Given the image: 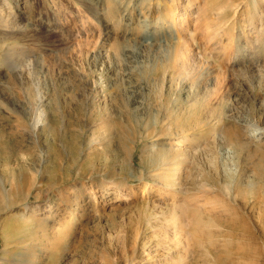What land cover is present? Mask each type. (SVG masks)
<instances>
[{
    "label": "rangeland",
    "instance_id": "obj_1",
    "mask_svg": "<svg viewBox=\"0 0 264 264\" xmlns=\"http://www.w3.org/2000/svg\"><path fill=\"white\" fill-rule=\"evenodd\" d=\"M227 1L219 29L264 38V0H0V264H264V60L243 85L216 48L192 50L214 73L199 95L155 61L109 67L116 40L153 42L147 7L163 47Z\"/></svg>",
    "mask_w": 264,
    "mask_h": 264
},
{
    "label": "bare ground",
    "instance_id": "obj_2",
    "mask_svg": "<svg viewBox=\"0 0 264 264\" xmlns=\"http://www.w3.org/2000/svg\"><path fill=\"white\" fill-rule=\"evenodd\" d=\"M104 1V0H103ZM108 1V0H107ZM35 2V1H34ZM32 2V4L34 3ZM114 2V0H113ZM111 2V3H113ZM29 3V2H28ZM110 3V2H109ZM110 3V4H111ZM115 5L113 6L114 8L117 7V6H120V5H117L118 3L115 1L114 2ZM218 2H216V4H207L206 6L204 7H199L200 5H198V9H200L199 11V15L197 16V18L195 20H192L191 19V23L190 25L193 27V32H190L189 35L186 36L184 42H179L178 44H175L172 42L168 45V46H164L163 44V47H159L157 44H158V41L159 40H162V38L159 36L158 32L161 31V32H166V31H169L170 28H169V25L166 24V20H163V17L164 15L161 13L160 16H154V13H160L161 10L158 9V7L154 8V7H147L148 8V11L151 13V17L153 19V22H155L154 24H150L151 25V28L154 29V34H153V42H151L150 44H147L146 43V40L151 38V37H147L146 36V39L143 40V39H132V38H127L125 37V39L123 40H116L114 43H112L110 45V50L108 51V54H109V67L110 66H113L114 63H118L119 65L121 66H125V64H128V66L130 65L131 67H135L137 66L138 64H141L146 61V62H149V61H155L156 65L158 66V69L157 71H163V72H169L171 71L172 74L175 76V74H181L184 75L185 73L188 74V77L189 79H187L186 81L188 83L191 84V89H194V92L198 94V92L200 93L205 84H209L211 83V77H213V74L211 73V70H197L195 67L192 66L193 63H191V61H193L192 57L193 55L191 54L190 55V52L194 49H197L199 48L200 51H203L205 52L207 49H217L218 52H219V57L223 58L226 62L229 61V67H228V70H229V75H235V78L237 79V77L240 75L244 78V80L242 81V84H247L248 85V81L250 82H255L259 77H256L254 72L256 71V68L257 67H260V64L259 62L261 60H264V38H261L260 40H258L257 43H254L252 45L249 46V48H243L242 47V41H244V39L246 37L242 36V35H236V34H233V30H234V27H223L221 30L219 29V24L223 21V18L226 16L227 12L223 9V7H226L229 5V1L223 3V4H217ZM30 4V3H29ZM41 4V3H40ZM107 4V3H106ZM112 5V4H111ZM145 5V3H144ZM2 6V5H1ZM92 6H94V16L96 15L98 17V13H96V6L95 4H92ZM230 6V5H229ZM28 7V6H27ZM32 7V6H31ZM3 8V6L1 7V9ZM16 8L18 10V14L21 15L22 12H23V9L24 7L22 6L20 8L19 5L16 4ZM36 8V7H35ZM119 8V7H117ZM222 8V9H221ZM28 9V8H27ZM34 9V8H33ZM26 10V9H25ZM30 10V9H29ZM217 12H215V11ZM36 11V10H34ZM31 13L32 10L30 11ZM38 12L39 9H38ZM105 12V11H104ZM28 13V11H27ZM108 15H109V11L106 12ZM105 13V15H106ZM251 14V12H249ZM113 14V12H112ZM19 15H17L19 17ZM37 16V15H36ZM95 16V17H96ZM103 16V15H102ZM110 16V15H109ZM137 16V13L136 15ZM96 17V18H97ZM101 17V16H100ZM122 17V16H121ZM131 17V16H130ZM49 18V17H48ZM51 18V17H50ZM111 18H112V15H111ZM129 18V17H127ZM238 18V16L236 17V19ZM33 19V18H31ZM45 19V18H44ZM107 19V18H106ZM109 19V18H108ZM42 18L41 17H37L36 18V21H41ZM102 20V19H101ZM190 20V18H189ZM107 21V20H106ZM47 22V21H45ZM36 23V22H35ZM4 24L6 25L7 22H4ZM55 24V23H54ZM37 25V23H36ZM40 25V24H39ZM49 25V24H48ZM45 26V25H44ZM148 26V24H147ZM150 27V26H149ZM49 28H51L49 26ZM54 28V26H53ZM145 29V28H144ZM169 29V30H168ZM241 29H244V28H241ZM148 30V29H147ZM238 30V28H237ZM151 31V30H150ZM159 32V33H161ZM152 33V32H151ZM103 33H101L102 35ZM104 34H106V32H104ZM141 34V32H140ZM221 35L223 36L225 39H228V42L227 43H223L221 38L220 39H216L214 41V39L218 36V35ZM4 38L5 37H16V33L15 32H5L4 34ZM148 35V33H147ZM107 35H103L101 37V40L98 44V48H97V52L98 55L97 56H102V58L104 57L103 55V52L102 50L104 49V47H106V43L109 39V37H107ZM163 37V36H162ZM171 37V33H169V36H166V34H164V39H167ZM150 40V39H149ZM183 41V40H182ZM97 44V43H96ZM161 45V46H162ZM255 48V49H254ZM96 52V54H97ZM192 53H194L192 51ZM217 53V51H216ZM13 54H15V57L13 59H11L9 65L11 67H16L17 65H20L22 64V62L24 61V58H25V53H22L21 50H13V49H10L7 51V58L11 57ZM95 54V55H96ZM195 54V53H194ZM27 55V54H26ZM192 56V57H191ZM114 57V58H113ZM217 57V56H216ZM218 57V58H219ZM219 60V59H218ZM221 60V59H220ZM195 62H198L197 60H194ZM222 61V60H221ZM95 62V61H94ZM126 62V63H125ZM194 62V63H195ZM145 63V62H144ZM143 63V64H144ZM161 63V65H160ZM117 64V65H118ZM140 64V65H141ZM142 64V65H143ZM146 64V63H145ZM222 64V62H221ZM220 64V65H221ZM147 65V64H146ZM150 64H148V67H149ZM195 65H198L197 63ZM144 67V66H143ZM147 67V68H148ZM151 67V66H150ZM240 67L241 68V71L239 73H237L239 70H240ZM123 68V67H121ZM127 68V67H126ZM138 68V67H137ZM157 68V67H156ZM212 68V66H211ZM214 68V67H213ZM227 68V67H226ZM225 68V70H226ZM141 69V68H140ZM144 69L143 68V72H144ZM150 69V68H149ZM123 70V69H122ZM133 70V69H132ZM260 70V69H259ZM156 71V73H157ZM232 72V73H230ZM34 73V72H33ZM170 73V72H169ZM184 73V74H183ZM32 74V73H31ZM151 74V73H150ZM153 74V73H152ZM33 75V74H32ZM35 75V74H34ZM172 75V76H173ZM222 75V74H221ZM220 75V76H221ZM142 76V75H141ZM171 76V77H172ZM178 76V75H177ZM223 77V76H221ZM220 77V78H221ZM227 77V76H225ZM142 78V77H141ZM174 78V77H173ZM186 78V77H185ZM184 77L182 79H185ZM224 78V77H223ZM246 78V79H245ZM189 80V81H188ZM214 80V78H213ZM220 80V79H219ZM224 80V79H223ZM234 80V78L232 79ZM184 81V80H183ZM210 81V82H209ZM216 81V80H214ZM213 81V82H214ZM228 81V80H227ZM236 81V80H235ZM239 82V81H238ZM187 83V84H188ZM216 83V82H215ZM183 84V83H182ZM214 84V83H213ZM223 84L224 81H223ZM252 84V83H251ZM218 85V84H217ZM250 85V84H249ZM255 85V88L254 89H259L261 87H259L260 85L259 84H254ZM219 86H223L222 83H220ZM219 86H216L219 88ZM263 86V84H262ZM189 88V89H190ZM222 88V87H220ZM239 88V87H238ZM250 88H252L250 86ZM249 88V89H250ZM264 88V87H263ZM217 89V88H215ZM224 89V88H223ZM234 89V88H233ZM208 90V89H207ZM206 90V91H207ZM247 90V89H246ZM190 91V90H189ZM193 91V90H191ZM204 91V90H203ZM226 91V90H224ZM250 91V90H248ZM213 92V91H212ZM232 92V91H231ZM238 92V91H237ZM240 92H242L241 88H240ZM239 92V93H240ZM193 94V92H190ZM227 93V91L225 92ZM238 93V95H239ZM244 93V91H243ZM230 94V93H229ZM235 94V93H233ZM256 94V92H255ZM199 95V94H198ZM206 95V94H205ZM211 95L215 96V97H218L217 95L219 96H223L222 93L220 94V89L217 91L215 90L213 92V94L211 93ZM226 95V94H224ZM236 95V94H235ZM236 95V97L238 96ZM196 96V95H195ZM209 98H207V100L209 99V102L212 101V96H210V94L208 95ZM229 96V95H227ZM232 96V95H231ZM165 97H167L165 95ZM164 97V98H165ZM240 98V96H238ZM242 97V95H241ZM223 98V97H222ZM235 98V97H234ZM232 98V99H234ZM226 99V97L224 98ZM177 100V99H176ZM214 100V99H213ZM218 100V99H217ZM235 100H237V98H235ZM215 101V100H214ZM220 101V100H219ZM222 101V100H221ZM240 101V100H238ZM244 101V100H243ZM262 101V100H261ZM224 102V101H222ZM233 102V101H232ZM231 102V103H232ZM242 102V101H241ZM208 103V102H207ZM221 104V102H219ZM229 104H231L230 102H228ZM237 103V102H236ZM235 103V105H236ZM240 103V102H239ZM210 104V103H209ZM219 104V105H220ZM214 105H215V102H214ZM213 105V106H214ZM21 107V111H24V107L22 106V104L19 105ZM212 106V105H211ZM218 106V105H217ZM215 106V107H217ZM226 106V104H225ZM229 106V105H228ZM227 106V107H228ZM233 106V105H232ZM19 107V108H20ZM234 107V106H233ZM218 108V107H217ZM225 108V107H224ZM221 109V108H220ZM232 108H230L231 110ZM229 110V112H230ZM227 111V110H225ZM232 111V110H231ZM233 112V111H232ZM233 114V113H232ZM230 115H231V112H230ZM43 115L42 113L38 110V111H35L34 112V116L32 118V128H35L39 125L42 124V121H43ZM243 118V117H242ZM245 119V118H244ZM242 120V119H241ZM239 120V122L241 121ZM243 121V120H242ZM245 122V121H244ZM250 123V122H249ZM240 124V123H239ZM243 125V123H242ZM251 125V124H250ZM246 126V125H245ZM247 127V126H246ZM244 128V127H243ZM247 129V128H246ZM262 129H264V127H262ZM257 130V129H256ZM258 130H261L258 129ZM229 131V130H227ZM226 132V131H225ZM232 132H235L232 130ZM230 132V133H232ZM258 132V131H257ZM263 134V133H262ZM202 135V134H201ZM226 135V134H225ZM254 135V134H253ZM259 135V134H258ZM257 135V136H258ZM261 135V134H260ZM203 136V135H202ZM228 136V135H227ZM201 137V136H200ZM256 137V136H255ZM259 137V136H258ZM257 137V138H258ZM263 137V136H262ZM222 138L224 139V137L222 136ZM237 139V138H236ZM252 139V138H251ZM195 140V139H192V141ZM199 139H196L195 141H193L195 143H198ZM178 142H181V138H179L177 140ZM233 143V142H232ZM195 146V145H194ZM193 146V147H194ZM199 146V145H198ZM196 146V147H198ZM240 147V146H239ZM195 149V147H194ZM186 157V156H185ZM189 157V156H187ZM205 183V182H203ZM204 185V184H202ZM227 208V207H226ZM181 209V208H180ZM223 209V207H222ZM181 211V213H183L182 210H179ZM182 215V214H181ZM27 263H30L27 262Z\"/></svg>",
    "mask_w": 264,
    "mask_h": 264
}]
</instances>
